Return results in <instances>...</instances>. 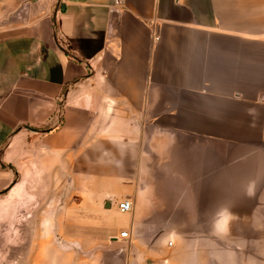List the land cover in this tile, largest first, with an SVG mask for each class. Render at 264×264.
<instances>
[{
    "label": "crops",
    "instance_id": "crops-1",
    "mask_svg": "<svg viewBox=\"0 0 264 264\" xmlns=\"http://www.w3.org/2000/svg\"><path fill=\"white\" fill-rule=\"evenodd\" d=\"M43 159L63 189L100 174L80 204L114 243L155 221L195 223L196 251L203 222L251 238L219 223L264 221V0H0V205ZM68 205L86 237L95 215Z\"/></svg>",
    "mask_w": 264,
    "mask_h": 264
},
{
    "label": "rangeland",
    "instance_id": "rangeland-1",
    "mask_svg": "<svg viewBox=\"0 0 264 264\" xmlns=\"http://www.w3.org/2000/svg\"><path fill=\"white\" fill-rule=\"evenodd\" d=\"M20 169L22 177L16 178L14 188L0 205V264H99L104 255L108 260H113L117 247L126 251L119 255L124 264H264V221L219 223L220 226L225 224V228L233 230L236 235L249 234L251 238L215 239L209 231L212 223L197 224V229L202 230L200 240L204 245L197 251L195 223L188 222H146L145 230L137 233L143 237L136 235L129 226L119 229L118 233L129 229L130 238L114 243L109 235L102 236L99 222L96 221L97 214L93 211L96 206L80 204L83 196L91 201L100 200V174L91 171L85 175V181L90 182V189L85 191L82 186L61 188L67 180L52 176L45 159L38 164L33 161L22 164ZM75 177L82 184L83 175L75 174ZM154 193L158 192L149 190L152 198L155 197ZM68 200L76 206L74 217L73 214L69 215L75 221H81L82 210L87 212L90 209V215H95L90 219L94 221L86 237H82L77 229L74 232L65 229ZM128 214L114 216L116 224L129 225ZM243 243L247 246L244 253L237 247ZM227 244H235L231 246V250L235 249L234 253L225 252ZM138 246L142 247V253L134 252Z\"/></svg>",
    "mask_w": 264,
    "mask_h": 264
},
{
    "label": "built area",
    "instance_id": "built-area-1",
    "mask_svg": "<svg viewBox=\"0 0 264 264\" xmlns=\"http://www.w3.org/2000/svg\"><path fill=\"white\" fill-rule=\"evenodd\" d=\"M123 0H113L115 6H120ZM117 210L119 213H130L132 211V202L129 198H122L117 203ZM119 239H128L130 238L129 229H124L118 233Z\"/></svg>",
    "mask_w": 264,
    "mask_h": 264
}]
</instances>
